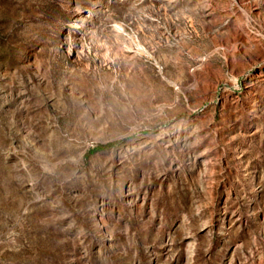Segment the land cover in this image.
<instances>
[{"label": "rangeland", "instance_id": "1", "mask_svg": "<svg viewBox=\"0 0 264 264\" xmlns=\"http://www.w3.org/2000/svg\"><path fill=\"white\" fill-rule=\"evenodd\" d=\"M0 264H264V0H0Z\"/></svg>", "mask_w": 264, "mask_h": 264}, {"label": "trees", "instance_id": "2", "mask_svg": "<svg viewBox=\"0 0 264 264\" xmlns=\"http://www.w3.org/2000/svg\"><path fill=\"white\" fill-rule=\"evenodd\" d=\"M102 146H103V144H97L95 147L92 148V150L99 148V147H102Z\"/></svg>", "mask_w": 264, "mask_h": 264}]
</instances>
